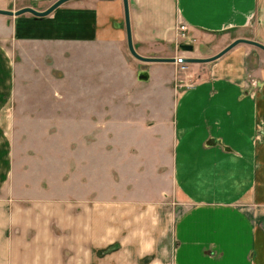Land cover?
<instances>
[{
    "label": "crops",
    "instance_id": "1",
    "mask_svg": "<svg viewBox=\"0 0 264 264\" xmlns=\"http://www.w3.org/2000/svg\"><path fill=\"white\" fill-rule=\"evenodd\" d=\"M128 3L143 57H174L177 22L202 40L183 58L224 31L264 45V0ZM187 64L132 53L124 0L0 13V264H264V49ZM171 190L189 207L168 229Z\"/></svg>",
    "mask_w": 264,
    "mask_h": 264
},
{
    "label": "rangeland",
    "instance_id": "2",
    "mask_svg": "<svg viewBox=\"0 0 264 264\" xmlns=\"http://www.w3.org/2000/svg\"><path fill=\"white\" fill-rule=\"evenodd\" d=\"M182 29V31H181ZM176 31L180 34L176 37V42L174 45V57L177 56L180 57L182 50L180 48V44L182 43H192L197 48L198 44L202 42L200 38L197 35H193L190 30L187 28L186 24L177 22L176 24ZM184 31V32H183ZM184 33V34H183ZM249 34L246 31H224V32H218L215 33L213 38L210 39L206 44L203 45V48H207L211 51H206L208 54L204 56H199L202 54H194V57H206V56H212L219 52L221 49H223L225 46H227L229 43H231L235 38L243 37L246 38V35ZM240 35V36H239ZM185 52V51H184ZM151 62H162V61H151ZM195 78H193L194 81ZM112 115L110 114H104L103 119V142L104 144H107L106 147H104V159L110 160L112 157V150H111V141L114 139V136H110L111 131H115L114 128L118 127L122 122H124L122 119L118 118H111ZM130 125H133L134 121H128ZM136 123V121H135ZM137 124V123H136ZM115 141V139H114ZM113 145V144H112ZM77 154V153H73ZM72 154V155H73ZM75 171V169H72ZM72 171V172H74ZM108 179L104 178L102 183V190L105 194H110L111 192V183L107 182ZM140 190H143L142 187L145 186L143 184L139 185ZM154 185H148V188H152ZM165 203H163L161 206L168 207L170 211L167 212V214L159 216V219H161L162 224H168L169 228L171 229L172 226L175 225V222L179 218V216L189 207V204L186 203L185 199L180 195V193L177 190H171V194L167 197V199L163 200ZM173 229V228H172Z\"/></svg>",
    "mask_w": 264,
    "mask_h": 264
},
{
    "label": "water",
    "instance_id": "3",
    "mask_svg": "<svg viewBox=\"0 0 264 264\" xmlns=\"http://www.w3.org/2000/svg\"><path fill=\"white\" fill-rule=\"evenodd\" d=\"M67 0H56L50 7H48L45 10H38L34 7L28 6V7H23L21 9H18L16 11H10V10H4V9H0V13L2 14H8V15H19L22 14L24 12H30L36 16H45L49 13H51L53 10H55L59 5H61L63 2H65ZM124 5H125V15H126V25H127V33H128V43H129V47L130 50L132 51V53L141 59L144 60H148V61H171V62H175L177 59L176 57H166V56H151V57H143L141 55H139L136 50L134 49V45L132 42V32H131V25H130V14H129V3L128 0H124ZM240 42H246V43H250V44H255L259 47H262L264 49V45L260 42L254 41L252 39H245V38H239L234 40L232 43H230L229 45H227L224 49H222L220 52H218L217 54L208 57V58H197V57H190V58H178V60H181L183 62H206V61H213L216 60L217 58H219L220 56H222L223 54H225L228 50H230L232 47H234L235 45H237ZM180 48L184 51H194L195 50V45L192 43H182L180 44ZM138 78L140 80H148L149 79V73L147 70H143L139 73Z\"/></svg>",
    "mask_w": 264,
    "mask_h": 264
},
{
    "label": "built area",
    "instance_id": "4",
    "mask_svg": "<svg viewBox=\"0 0 264 264\" xmlns=\"http://www.w3.org/2000/svg\"><path fill=\"white\" fill-rule=\"evenodd\" d=\"M181 31H182V29H181ZM184 32V31H183ZM180 34V33H179ZM184 34V33H183ZM176 57V63L178 64V65H180V67L182 68V69H185L187 66H188V64H187V62H183V61H181V60H178V57L177 56H175ZM179 58H181V56L179 57Z\"/></svg>",
    "mask_w": 264,
    "mask_h": 264
}]
</instances>
